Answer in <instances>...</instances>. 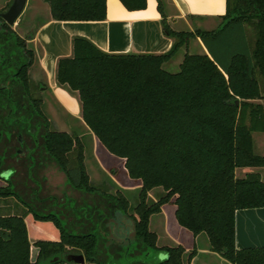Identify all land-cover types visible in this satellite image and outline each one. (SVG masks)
Here are the masks:
<instances>
[{
  "label": "trees",
  "instance_id": "trees-1",
  "mask_svg": "<svg viewBox=\"0 0 264 264\" xmlns=\"http://www.w3.org/2000/svg\"><path fill=\"white\" fill-rule=\"evenodd\" d=\"M44 1L56 20L105 17L106 0ZM119 1L128 10L146 7V0ZM163 5L157 0L162 29L174 39L167 52L106 53L75 36L72 55L60 58L56 69L58 85L77 94L91 133L138 183L135 205L121 189L90 180L81 137L47 130L46 153L81 196L63 193L62 202L49 200L61 209L39 212L16 191L19 181L7 178L0 200L15 197L35 219L52 221L59 239L31 244L23 214L0 209V264H74L68 253L83 254L89 264H190L193 252L158 246L149 229L150 216L166 204L175 207L182 228L205 233L209 249L228 262L264 264V246L237 249L234 243L235 210L264 207L261 172L235 175L237 168H264L252 138L264 132V0H225L220 25L194 31L170 28ZM190 37L206 52L185 51L179 69L169 71L167 63ZM26 40L0 18V141L15 133V122H30L31 114L45 118L31 94L34 51ZM6 160L0 154V175ZM25 167L31 174L33 165ZM156 187L162 193L153 201L148 193ZM115 221L124 225L117 239L108 236Z\"/></svg>",
  "mask_w": 264,
  "mask_h": 264
},
{
  "label": "crops",
  "instance_id": "crops-1",
  "mask_svg": "<svg viewBox=\"0 0 264 264\" xmlns=\"http://www.w3.org/2000/svg\"><path fill=\"white\" fill-rule=\"evenodd\" d=\"M48 8L43 10L34 7L29 26L27 29L22 28L24 31L21 30L19 34L21 37H27V44L34 51L29 77L42 96V107L51 127L66 131L71 136L81 137L84 145L86 139L83 134L86 133L91 152V146L93 148L99 142L82 119L78 96L58 85L56 81L57 62L62 57L72 55L73 37H84L100 50L116 54L165 53L172 47L174 39L167 36L162 29V15L158 11L157 0H146V7L140 10H128L119 0H106V12L102 20H56L51 18ZM162 11L166 22L179 25V29L173 28L176 31H194V28L213 30L220 25L221 17L225 14V0H164ZM34 19H38L39 22L34 23ZM19 23L20 20L17 19L15 24ZM201 46L203 48L201 53L206 52L204 46L202 44ZM80 131L85 133L81 134ZM54 170L58 172L57 169ZM110 170L117 172L118 168L112 167ZM250 170L252 169L246 168L243 172L245 174ZM16 172L18 173L17 168L6 165L0 175V186L6 184L7 178L17 176ZM88 174L90 176L89 172ZM60 176L64 178L63 173ZM22 177L23 181L18 182L16 191L19 195L23 194L26 205L61 209L53 202L58 198V193L61 197L58 201L62 202L63 193H66L64 188L49 192L45 189V181H42L44 179L33 182L30 179L32 175L26 169ZM43 177L49 178L47 173ZM38 184L44 186L39 189ZM104 185L107 190H112V186ZM138 187L137 183L131 190ZM174 208L173 206V214ZM0 209H10L12 213L23 214L31 244L37 239H59V231L52 221L35 219L31 212H27L28 208L15 197L7 198L6 202L0 200ZM234 229V243L237 249L264 246V207L235 210ZM192 247L196 248V254L190 264H207L206 261H201L202 255L213 258L214 264H232L211 251L209 245L199 248L193 242L190 246H185V250ZM33 250L36 252V248L31 245V251Z\"/></svg>",
  "mask_w": 264,
  "mask_h": 264
},
{
  "label": "rangeland",
  "instance_id": "rangeland-1",
  "mask_svg": "<svg viewBox=\"0 0 264 264\" xmlns=\"http://www.w3.org/2000/svg\"><path fill=\"white\" fill-rule=\"evenodd\" d=\"M12 0H0V12L5 11L9 5L11 4ZM35 8L40 9H47L48 4L44 0H27L25 7L22 11V13L19 16L20 23L19 25L15 24L12 27L18 34H21L22 28L27 29L29 26V22H31L30 16L33 15ZM49 9V8H48ZM36 24L39 22L38 19H34V23ZM167 24L170 28H176L179 29L178 24H169L167 21ZM35 25V24H34ZM212 27H215L212 25ZM211 27V28H212ZM187 30V28L183 27ZM195 30V28H194ZM24 31V30H23ZM27 38V37H25ZM201 41L198 37H190L186 40V44L182 45V47L179 48L178 52L175 54V56L167 63L166 67L169 71L175 72L179 69V62H181L184 52L189 53H201L203 51V48L201 46ZM186 45V46H185ZM80 133H85L83 131H80ZM86 146L85 151V165L90 173V180L95 184H106L109 187L112 186V190L114 191L116 188L121 189L126 194H128V198L130 201V206H134L136 202L137 197V188L132 189L135 184H137L136 181H134L132 178H130L125 170L123 159L116 157L109 153L100 143H97L95 147L92 148L91 146V152H89V144H88V135L83 134ZM83 137V136H82ZM16 134L13 133L10 136V139L2 140L0 141V154L5 155L7 157L5 166H15L17 168V176H12V179H17V181H23V173L25 172V161L22 159L19 163H16L15 159L13 158L12 152L13 149L17 147L16 145ZM253 138V144H254V151L255 153H258L260 155H264V132H254L252 133ZM98 141V140H97ZM14 159V160H13ZM118 168L117 172H112L110 169ZM102 169H105L103 171ZM246 168H237L235 170V175L240 177L244 175V172ZM254 171L261 172L262 176L264 177V168L263 169H257L253 168ZM54 168L50 167L47 170V174L49 178H45L42 181H45V189L47 191H58L62 188H64V191L66 194L71 195L75 198H78L81 196V194L78 191H75L68 187L67 184L64 183V178L60 176L62 173L59 171H55ZM36 179V178H35ZM1 181V180H0ZM21 183V182H20ZM130 188V189H129ZM162 193V189L160 187H156L153 190H151L148 193V197L150 200L155 201L158 196ZM80 195V196H79ZM20 197L23 198V194H20ZM58 198L60 197V193H58ZM44 205V204H43ZM46 205V204H45ZM39 212H47V207L43 206H35ZM173 205L166 204L161 207V210L157 213H154L149 218V229L153 231L156 234L157 237V245L158 246H175V245H181L184 248V255L189 254L190 252H193L194 255L191 257V259L196 254V248L192 247L188 250H185V246H190V244L196 245V247H207L208 246V240L206 237V234L201 232L197 236H193L191 232H189L187 229L182 228L176 221L173 211H172ZM43 209H45L43 211ZM165 211V212H164ZM109 228V235L112 238H120L121 235H123V227L115 221V224L112 222H109L108 224ZM126 228V227H125ZM130 236H132V231L129 232ZM35 250L32 252V259L35 256ZM213 257V256H211ZM191 261V260H190ZM201 261H206L207 264H214L215 260L213 258H210L208 255H202ZM87 263V262H86ZM89 264V263H87Z\"/></svg>",
  "mask_w": 264,
  "mask_h": 264
},
{
  "label": "flooded vegetation",
  "instance_id": "flooded-vegetation-1",
  "mask_svg": "<svg viewBox=\"0 0 264 264\" xmlns=\"http://www.w3.org/2000/svg\"><path fill=\"white\" fill-rule=\"evenodd\" d=\"M28 74H29V68H28ZM29 79H30V77H29ZM30 82L32 83L31 94L33 97L40 100V109H41L43 115L45 116V118H43L42 116H40L38 114H31L30 118L33 120H31L30 122L23 123L22 121H20V122L14 123L13 128L15 130V134L17 137L16 138L17 147L13 149L11 156H13L16 163H19L23 159L25 161V163H27V165L28 164L33 165V170L30 174V175H32V177H30V179L33 182H34V180L36 182H40L42 179H45V177H43V175L45 173H47V170L50 167L57 169L58 171L62 172L61 170H59L57 168L54 161L46 153V151L43 147V136H44L45 132L47 130L57 131V132H66V131L56 130V129L51 127L50 121H49V119H48V117H47V115L44 112L43 107H42V101H43L42 96L39 95L40 92L38 91V89L35 88L31 79H30ZM19 90L20 89L18 87H15V91L17 92V94H19V92H20ZM26 114H28V113H26ZM64 183H65V179H64ZM38 186L40 189V188H42V186H44V184H42V185L38 184ZM68 187H70V186L68 185ZM120 225L123 227V234H124V225L123 224H120Z\"/></svg>",
  "mask_w": 264,
  "mask_h": 264
},
{
  "label": "water",
  "instance_id": "water-1",
  "mask_svg": "<svg viewBox=\"0 0 264 264\" xmlns=\"http://www.w3.org/2000/svg\"><path fill=\"white\" fill-rule=\"evenodd\" d=\"M27 0H12L9 7L0 12V18L10 26L15 25L18 17L22 13ZM235 103H238V100H235ZM67 262H72L74 264H84L85 259L81 253H68L66 255Z\"/></svg>",
  "mask_w": 264,
  "mask_h": 264
}]
</instances>
